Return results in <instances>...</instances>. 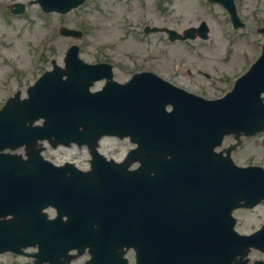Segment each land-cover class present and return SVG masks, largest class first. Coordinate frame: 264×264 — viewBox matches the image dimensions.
I'll return each instance as SVG.
<instances>
[{"label": "water", "instance_id": "obj_1", "mask_svg": "<svg viewBox=\"0 0 264 264\" xmlns=\"http://www.w3.org/2000/svg\"><path fill=\"white\" fill-rule=\"evenodd\" d=\"M37 1L45 12L66 13L84 0ZM210 1L241 25L231 0ZM200 25L183 35L145 32L206 39ZM60 34L81 36L65 27ZM65 53L63 68L52 62L26 99L15 96L0 109V151L25 145L27 156L0 153V253L38 246L34 264H60L70 249L82 254L88 247L89 264H126L122 248L131 246L137 264H248L251 248L264 252V225L241 235L232 217L236 208L264 201V170L236 166L231 149L223 157L214 152L224 135L239 139L264 129V45L231 93L209 101L148 72L117 84L110 64L83 63L76 45ZM103 78L102 90L91 93ZM38 119L42 126H33ZM101 136L128 137L136 147L120 164L106 161L95 151ZM43 139L52 147L87 145L91 170L43 160L35 149ZM134 162L138 168L128 171ZM47 207L56 210L54 219L43 213Z\"/></svg>", "mask_w": 264, "mask_h": 264}, {"label": "rangeland", "instance_id": "obj_2", "mask_svg": "<svg viewBox=\"0 0 264 264\" xmlns=\"http://www.w3.org/2000/svg\"><path fill=\"white\" fill-rule=\"evenodd\" d=\"M35 0H0V107L13 92L32 84L44 70L51 69V60L62 66L65 50L75 43L83 62H109L114 80L126 82L141 71L153 72L184 90L209 100L220 98L231 89L236 77L248 70L258 57L264 35L256 31L264 26V0H235L244 26L233 30L220 6L201 0H85L81 6L63 15L43 14ZM22 2L26 11L7 18L5 7ZM203 21L209 26L206 41L169 42L164 33H143L144 26L166 27L181 33ZM61 25L83 32L80 39L59 35ZM207 75V77H205ZM103 82L92 88L97 90ZM232 142L228 138L222 146ZM132 145L126 139L103 138L99 152L106 158L121 160ZM23 153L22 149L16 151ZM43 158L54 165L72 162L87 169L89 156L84 148L58 147L45 143ZM239 165L264 168V131L254 138H244L232 154ZM52 216L54 213L48 210ZM235 230L248 235L264 224V205L253 209H237ZM27 251H32L28 249ZM134 264L133 253L126 254ZM249 264L263 261L264 254L251 250ZM87 254L70 264H84ZM0 264H31L29 258L0 255Z\"/></svg>", "mask_w": 264, "mask_h": 264}, {"label": "flooded vegetation", "instance_id": "obj_3", "mask_svg": "<svg viewBox=\"0 0 264 264\" xmlns=\"http://www.w3.org/2000/svg\"><path fill=\"white\" fill-rule=\"evenodd\" d=\"M227 139H228V138H227ZM227 139H225V141H226ZM229 144H231V142H228V143H227V145H229ZM227 145H226V146H227Z\"/></svg>", "mask_w": 264, "mask_h": 264}]
</instances>
